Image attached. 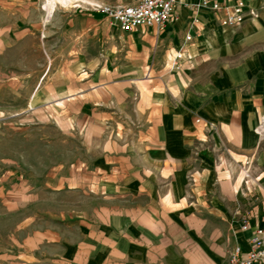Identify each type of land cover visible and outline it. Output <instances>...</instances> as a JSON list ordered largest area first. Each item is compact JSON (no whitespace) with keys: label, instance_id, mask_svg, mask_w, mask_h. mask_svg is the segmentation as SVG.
<instances>
[{"label":"crops","instance_id":"0c3cea01","mask_svg":"<svg viewBox=\"0 0 264 264\" xmlns=\"http://www.w3.org/2000/svg\"><path fill=\"white\" fill-rule=\"evenodd\" d=\"M243 1L258 15L238 26L180 5L163 30L123 32L83 7L47 19L45 0H0V85L30 84L34 107L100 140L66 264H225L249 249L264 226V0Z\"/></svg>","mask_w":264,"mask_h":264},{"label":"rangeland","instance_id":"374dc122","mask_svg":"<svg viewBox=\"0 0 264 264\" xmlns=\"http://www.w3.org/2000/svg\"><path fill=\"white\" fill-rule=\"evenodd\" d=\"M31 87L0 85V264H66L61 239L73 235L64 226L95 205L89 172L101 144L34 107Z\"/></svg>","mask_w":264,"mask_h":264},{"label":"built area","instance_id":"2783aa9c","mask_svg":"<svg viewBox=\"0 0 264 264\" xmlns=\"http://www.w3.org/2000/svg\"><path fill=\"white\" fill-rule=\"evenodd\" d=\"M184 5L193 12V21H197L202 9L219 13V24L224 27H233L242 24L248 17H256L258 12L243 0H137L132 4L106 5L99 2L74 0V7H83L89 11L101 14L108 24L120 28L123 32H132L141 26L155 27L158 30L176 18V9ZM191 35L187 34L184 41H189ZM171 67H175L186 58L182 47L172 54ZM264 118L256 126L255 132L262 139L264 137ZM244 171V180H248L249 163ZM247 182V181H245ZM242 229L249 228L246 218L242 219ZM249 249L245 252L240 247H235L229 254L225 264H264V226L255 227L250 235Z\"/></svg>","mask_w":264,"mask_h":264},{"label":"bare ground","instance_id":"6f19581e","mask_svg":"<svg viewBox=\"0 0 264 264\" xmlns=\"http://www.w3.org/2000/svg\"><path fill=\"white\" fill-rule=\"evenodd\" d=\"M73 3L74 0H45L44 9L46 10L47 19L49 18V16L51 15L50 13L57 5H61L63 6V8H65L64 6H67L66 8H68V6L72 5ZM261 128L264 129V126H262Z\"/></svg>","mask_w":264,"mask_h":264}]
</instances>
